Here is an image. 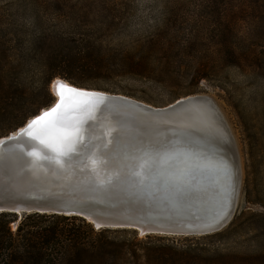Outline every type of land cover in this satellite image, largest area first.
<instances>
[{"label": "water", "instance_id": "95a60500", "mask_svg": "<svg viewBox=\"0 0 264 264\" xmlns=\"http://www.w3.org/2000/svg\"><path fill=\"white\" fill-rule=\"evenodd\" d=\"M64 80L51 81V105L0 137L8 142L0 145V212L76 215L95 228L134 229L143 235L203 236L231 222L242 168L232 128L214 96L190 94L153 106ZM58 83L88 95L66 99L70 107L62 110L58 126L71 136L65 140L62 134H50L52 150L20 133L56 104ZM113 110L120 114L119 125ZM85 121H94L93 126ZM118 128L124 138L144 132L171 143L158 160L126 154L114 158L111 137ZM30 152L42 159L28 157ZM157 172L171 179L163 182Z\"/></svg>", "mask_w": 264, "mask_h": 264}, {"label": "rangeland", "instance_id": "374dc122", "mask_svg": "<svg viewBox=\"0 0 264 264\" xmlns=\"http://www.w3.org/2000/svg\"><path fill=\"white\" fill-rule=\"evenodd\" d=\"M235 4L236 0H0V35H10L15 41L18 37L32 40L37 34L49 36L47 42L52 47L59 38L71 45L70 37H76L111 52L97 63L101 73L79 74L74 82L60 77L70 83L127 95L153 106L197 93L210 94L220 102L236 139L242 168L233 223L211 237L161 235L169 238L145 240L151 246L171 245L173 251L197 248L193 253L197 260L186 264H263L264 260V210L244 195L246 178L264 154V15L259 11L263 9L260 3L241 14L239 28L233 33L225 29L222 36L243 48L250 46L252 56L247 62L251 67L231 64L230 59L216 65L212 55L219 49L214 30L219 12L224 7L233 10ZM158 36L170 41H161L164 47L154 45L151 53L148 45ZM125 51L149 56L140 66L120 73L123 69L117 54ZM206 66H215L212 79L193 73L195 68ZM2 120L0 129L5 126ZM257 212L262 216H254ZM122 236L131 239L129 233ZM138 252L144 262L145 251Z\"/></svg>", "mask_w": 264, "mask_h": 264}, {"label": "trees", "instance_id": "16d2710c", "mask_svg": "<svg viewBox=\"0 0 264 264\" xmlns=\"http://www.w3.org/2000/svg\"><path fill=\"white\" fill-rule=\"evenodd\" d=\"M255 2L262 5L263 9L259 11L264 15V0H236L233 10L224 7L219 12V22L214 29L219 49L213 51L214 64H223L221 61L230 59L231 64L251 67L247 62L252 56L250 46L243 48L239 43L224 41L222 36L225 29L233 33L239 28L241 14L252 8ZM37 36L32 40L18 37L15 41L10 35H0V119L5 124L0 129V137L52 104L54 95L50 83L53 79L64 77L74 82L79 74L101 73L97 63L111 53L106 51L107 48L96 49L90 42L77 41L79 38L76 37H70L73 40L71 45L67 39L59 38L60 42L52 47L47 42L51 37ZM234 36H238L237 31ZM164 39L170 41L161 36L154 38L148 51L152 53L156 44L164 47L161 42ZM194 41L197 44L199 40ZM117 55L121 57L118 59L123 69L120 73L140 66L149 56L127 51ZM124 65L130 68L126 69ZM214 67H198L193 73L212 79L216 72ZM245 185V199L264 210V154H261V163L255 165L251 177L246 178ZM248 186L251 189L247 190ZM247 193L252 198H248ZM254 216L262 214L257 212ZM222 231L204 236H216ZM125 233L131 234V239L122 236ZM151 238L169 237L145 234L138 238L134 229L95 228L76 215L28 213L18 217L15 213L0 212V264H130V261L134 264H150V261L154 264H186L197 260L193 254L195 247L186 246L173 251L171 245H149L145 240ZM139 249L146 253L144 262L140 261Z\"/></svg>", "mask_w": 264, "mask_h": 264}, {"label": "snow or ice", "instance_id": "6c2138e0", "mask_svg": "<svg viewBox=\"0 0 264 264\" xmlns=\"http://www.w3.org/2000/svg\"><path fill=\"white\" fill-rule=\"evenodd\" d=\"M56 95L58 100L55 105L50 109L42 112L39 116L31 120L26 128L29 129L27 133L21 131V137H27L29 140L43 145L45 149H52L53 145L49 142L50 134L59 133L62 134L64 139L70 138L71 133L66 132L65 129L59 127V123L62 118V110L67 111L70 105H66L65 101L67 98H75L78 96H87L88 94L85 90L73 89L70 86L58 83L56 85ZM103 108L97 109L98 112L102 113ZM113 118L117 121L118 125L121 123L120 114L113 110ZM94 121H85L88 128L93 126ZM18 137H12L11 140H17ZM112 147L116 149L114 153V158H119L122 155H127L132 159H137L139 157H149L153 160H158L161 157V151L166 144H170L171 141L166 139H161L157 135L156 137L149 136L144 132L139 134H134L131 137L124 138L121 136L120 129L115 130L111 137ZM8 143L7 141H0V145ZM28 157H36L37 159H42L38 156L36 152H30L27 154ZM60 155H68L66 153H60ZM3 153H0V158H2ZM172 157H169L171 160ZM59 163V161H58ZM146 161H142V164ZM138 176L139 173H136ZM157 178L163 182H167L171 179L170 176H166L164 173L157 172ZM183 195V193H180Z\"/></svg>", "mask_w": 264, "mask_h": 264}, {"label": "bare ground", "instance_id": "6f19581e", "mask_svg": "<svg viewBox=\"0 0 264 264\" xmlns=\"http://www.w3.org/2000/svg\"><path fill=\"white\" fill-rule=\"evenodd\" d=\"M56 80H58V79H61V80H64L63 78H60V77H57V78H55ZM54 80V79H53ZM65 81V80H64ZM52 83H53V85H54V81H52ZM52 86V85H51ZM46 108V107H45Z\"/></svg>", "mask_w": 264, "mask_h": 264}]
</instances>
